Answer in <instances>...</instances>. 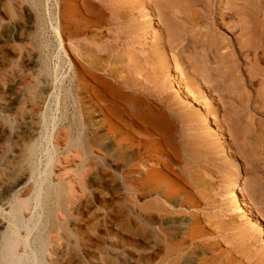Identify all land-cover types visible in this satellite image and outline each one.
<instances>
[{"label": "rangeland", "instance_id": "rangeland-1", "mask_svg": "<svg viewBox=\"0 0 264 264\" xmlns=\"http://www.w3.org/2000/svg\"><path fill=\"white\" fill-rule=\"evenodd\" d=\"M31 1L0 0V233L26 263L130 264L136 213L154 263L165 229L172 264H264V0H193L181 37L171 0Z\"/></svg>", "mask_w": 264, "mask_h": 264}, {"label": "bare ground", "instance_id": "bare-ground-1", "mask_svg": "<svg viewBox=\"0 0 264 264\" xmlns=\"http://www.w3.org/2000/svg\"><path fill=\"white\" fill-rule=\"evenodd\" d=\"M23 1V0H21ZM31 1V0H30ZM83 1V0H82ZM173 3V5H175V7L172 8V13L173 15L170 16V18H168V24L169 25V29H170V33H169V36H179L181 37L182 35L185 34L184 31V28H187L186 26L188 25H192L194 22H196V20H198V15L196 14V11L192 8V2L193 0H171ZM32 2V1H31ZM38 3V1H37ZM87 3L89 5V9H95L97 11H100V9H97V6L94 4V2H92L91 0H87ZM34 4V2H33ZM36 5V4H35ZM66 6V5H65ZM87 7V6H86ZM72 10V9H70ZM86 10V9H85ZM164 10V9H163ZM166 10V9H165ZM75 11V10H74ZM87 11V10H86ZM20 12V11H19ZM30 12V11H29ZM85 12V11H84ZM88 13V12H87ZM87 13H86V16H87ZM85 14V13H84ZM108 15V14H107ZM98 16V15H97ZM246 16V15H245ZM90 17V15H89ZM142 17V16H141ZM31 21V20H30ZM84 23V22H83ZM55 26V31L57 32L56 36L59 40V45H60V48H62V42H61V38H60V35H59V31H58V27L56 25ZM204 26V25H203ZM51 27V26H50ZM67 27V26H66ZM189 27V26H188ZM233 27V26H232ZM239 27V26H238ZM53 28V27H52ZM226 28V27H225ZM188 29V28H187ZM167 30H168V26H167ZM86 31V30H85ZM55 32V33H56ZM189 35V34H188ZM249 37V36H248ZM190 38V37H189ZM202 38V37H201ZM57 40V41H58ZM58 45V46H59ZM92 45V44H91ZM209 45V44H208ZM212 46V45H211ZM95 47V46H94ZM84 49V47H83ZM63 50V49H62ZM57 51V50H56ZM91 52L90 50H87L86 51V56H91L90 55ZM104 54V53H103ZM238 55V54H237ZM254 57V56H253ZM94 60V61H93ZM92 60V62H94L95 64H97V60L98 58H94ZM87 62V61H86ZM87 66V65H86ZM94 66V65H93ZM158 66V65H157ZM159 67V66H158ZM102 70V69H101ZM162 70V69H161ZM103 71V70H102ZM158 71V70H157ZM156 71V72H157ZM2 73V72H1ZM1 75V74H0ZM5 75V74H4ZM3 75V76H4ZM163 83V82H162ZM202 84V83H201ZM1 93V92H0ZM205 96H208L207 94ZM18 99V98H17ZM144 99V98H143ZM21 100V99H20ZM205 100V99H204ZM25 102V100H24ZM38 105V104H37ZM21 106V105H20ZM19 106V102L17 104V107H20ZM23 108V107H21ZM210 108V107H209ZM20 109V108H19ZM40 110V109H39ZM206 110V109H205ZM35 111H33V114H34ZM208 112V111H207ZM18 113V112H17ZM259 113V112H258ZM261 114V113H260ZM29 117V116H28ZM89 116H87L88 118ZM198 117V116H197ZM197 117L195 118V120H197ZM34 118V117H33ZM199 118V117H198ZM193 120V121H195ZM200 120V119H199ZM197 120V121H199ZM33 121V120H32ZM158 121V120H157ZM165 121V120H163ZM168 122H170L169 118L167 119ZM166 121V122H167ZM183 121V120H182ZM229 121V120H228ZM150 122V121H149ZM153 122V121H152ZM157 123V122H156ZM231 123V121H230ZM235 123V122H234ZM169 124V123H168ZM155 125H158V124H155ZM229 125V123H228ZM231 125V124H230ZM237 125V124H236ZM28 126V125H27ZM161 126V125H160ZM234 126V125H233ZM35 127V126H34ZM162 127V126H161ZM160 127V128H161ZM167 127V126H166ZM231 129H232V125L230 126ZM238 126H236V130L238 129L237 128ZM156 128V127H155ZM159 128V129H160ZM163 129V128H162ZM161 130V129H160ZM235 130V129H234ZM64 131V130H63ZM221 131V130H220ZM232 131V130H231ZM236 132V131H235ZM161 133V132H160ZM204 133V131H203ZM202 133V134H203ZM24 134V133H23ZM235 134V133H233ZM30 135V134H29ZM170 135V134H169ZM172 135V134H171ZM169 136L168 138H171L173 142H175V137L172 135V136ZM3 136V135H2ZM21 137V136H20ZM202 137H206L207 136L204 134V136L202 135ZM18 139V138H17ZM203 139V138H202ZM175 140V141H174ZM171 142V141H170ZM189 142V141H188ZM193 142V141H192ZM169 143V142H168ZM201 144V143H200ZM21 147V146H20ZM176 148V146H175ZM32 150V146L31 145H25L24 146V151L25 152H30ZM176 150V149H175ZM26 153V154H27ZM24 156V155H23ZM22 157V156H21ZM180 160V159H179ZM133 161V167L135 168L136 164L135 163V158L132 160ZM176 161V160H174ZM176 163V162H175ZM178 163V162H177ZM50 168V167H49ZM15 169V168H14ZM16 171V172H15ZM20 171V170H19ZM19 171L17 169L14 170L15 173H19ZM165 172V171H164ZM3 174V173H2ZM1 174V175H2ZM150 175V174H149ZM148 175V176H149ZM166 177V176H165ZM159 178V177H158ZM164 178V177H163ZM62 179V178H61ZM144 179V178H143ZM151 179V178H150ZM21 180V179H20ZM47 180V179H46ZM72 180V179H71ZM145 181V180H144ZM157 181V180H155ZM168 181V180H167ZM180 181V180H179ZM160 182V181H158ZM143 183V182H142ZM172 183V182H171ZM160 184V183H159ZM166 184V183H165ZM170 184V183H169ZM142 185V184H141ZM167 185V184H166ZM12 186V185H11ZM145 186V185H144ZM156 186V182L155 184L153 183L152 185L150 184V187H154ZM165 186V185H164ZM169 186V185H168ZM14 187V186H13ZM35 187V186H34ZM8 188V187H7ZM47 188V187H46ZM155 188V187H154ZM167 188V187H166ZM170 188V187H169ZM45 189V188H44ZM48 189V188H47ZM157 189V188H156ZM160 189V188H159ZM164 189V187H163ZM34 190V189H33ZM37 190V188H36ZM42 190V189H41ZM49 190V189H48ZM47 190V191H48ZM53 190V189H52ZM55 190V189H54ZM139 190L138 189V185H137V181H133V184H132V191H137ZM35 191V190H34ZM168 191V190H167ZM46 192V191H45ZM155 192L158 193V196L160 199H163L164 202H167L169 201V199L172 197V194H169L167 193L166 191L162 192V190H156ZM157 193H154V194H157ZM240 192L237 191L235 188L232 190L231 192V195H230V199L233 201V202H237L236 204L238 205V207L240 208L241 210V214H243V216L247 217L252 223L256 224L257 226H260L259 225V222H257V220L251 215V211L249 210V207L247 205V203L245 202V200L242 198V196L239 194ZM25 194V193H24ZM44 194H47V193H44ZM43 194V195H44ZM50 194H51V191H50ZM40 195L39 193H37L35 195V201H38L40 200ZM48 196V195H47ZM57 196V195H56ZM32 197V196H31ZM42 198V197H41ZM46 198V197H45ZM50 198V196H49ZM55 198V197H54ZM57 198V197H56ZM33 199V197H32ZM52 199V198H51ZM42 200V199H41ZM48 200V198H47ZM50 200V199H49ZM54 200V199H53ZM51 201V200H50ZM56 201V200H55ZM162 201V202H163ZM179 201V200H178ZM40 203V202H38ZM47 203V202H46ZM132 203L136 204V199L134 197H132ZM47 204H50L47 203ZM164 204V203H163ZM166 204V203H165ZM241 204V205H240ZM42 205V203L40 204ZM144 206V205H143ZM169 206V205H168ZM40 207V206H39ZM45 207V206H44ZM48 207L50 208L51 207V204L50 206L48 205ZM194 207V206H193ZM2 209V208H1ZM41 210V209H40ZM5 211V210H4ZM48 211V210H47ZM171 211L170 209H168L167 206H162L161 207V217L163 215H165L167 212ZM42 212V211H41ZM175 212V211H174ZM48 213V212H47ZM46 214V213H45ZM139 214V213H138ZM2 215V214H1ZM32 215V214H31ZM52 215V214H51ZM4 216V215H3ZM30 216V215H29ZM39 216V214H38ZM138 216L136 213H134V216L132 218V226H131V245H130V248H129V251H128V258L130 260V264H172L173 261H169V258H170V253L168 250H170V245L172 244L171 241L167 238H170L168 237V233L165 231V229H162V231L167 235V238H166V246H167V250L166 252L164 253L163 257L157 261V263H154L155 262V259H156V255L157 254H154L153 252H151L152 248H153V245L155 244V240H156V237L154 235V232H152L151 230H149V227L148 225L146 226L145 223L147 224V222H151L152 220V217H150L149 214H146L144 215V217L142 218V220L144 221V225L139 224L138 222ZM5 217V216H4ZM40 217V216H39ZM1 218V217H0ZM44 218V217H43ZM3 220V219H2ZM60 220V219H59ZM5 221H8V220H5ZM30 221V220H29ZM34 221V220H33ZM43 221V220H42ZM52 221V220H51ZM23 222V221H22ZM38 222V221H37ZM15 223V222H14ZM27 223V222H26ZM47 223V222H46ZM50 223V222H49ZM168 223V222H167ZM3 224V223H2ZM12 224V223H11ZM150 224H153V223H150ZM7 225V224H5ZM10 226V223L8 224ZM28 226V225H27ZM261 227V226H260ZM12 228V227H11ZM53 228V227H52ZM154 228V226L152 227ZM194 229V228H193ZM12 232H14L15 234H18V230L16 229V226H13V229H11ZM16 230V232H15ZM54 231V229H53ZM1 232V231H0ZM10 232V231H9ZM27 232V231H26ZM32 232V231H31ZM46 232V231H45ZM49 232V231H48ZM20 233V232H19ZM22 233V232H21ZM20 233V234H21ZM25 233V232H24ZM34 233V232H33ZM32 233V234H33ZM36 233V232H35ZM23 234V233H22ZM77 234V233H75ZM191 234V233H190ZM25 235V234H24ZM23 235V236H24ZM27 235V234H26ZM29 235V234H28ZM36 235V234H35ZM53 236V235H51ZM64 236V235H63ZM21 237V236H20ZM37 237V236H36ZM182 237V236H181ZM28 238V236L26 237ZM53 238V239H52ZM51 239L54 240V237H52ZM57 239V238H56ZM165 239V238H164ZM25 240V239H24ZM38 240H39V243H40V246H41V251H43L44 249H46L48 247V244L47 243V240H45V238H42L41 236L38 237ZM50 240V239H49ZM28 242V241H27ZM26 242V243H27ZM53 242V241H52ZM22 243V241L16 237L15 235H11V233H7V231L3 232L2 234L0 233V246H1V257H0V264H28L26 263V260L23 258V254H19L18 250H17V246L20 245ZM30 243V241H29ZM160 243V242H159ZM164 243V244H165ZM177 243V242H176ZM25 245V243H24ZM24 245L22 246L24 248ZM29 245V244H28ZM129 245V244H128ZM33 245H31L32 247ZM176 246V245H175ZM28 247V246H27ZM54 247V246H52ZM99 247V246H98ZM174 247V246H173ZM21 248V247H20ZM30 248V247H29ZM28 248V249H29ZM112 248V247H111ZM27 249V248H26ZM55 249V248H54ZM182 249V248H181ZM22 250V248L20 249ZM57 250V249H56ZM174 250V248H173ZM31 252V250H29ZM55 251V250H54ZM149 251V252H148ZM25 252V251H24ZM29 252V253H30ZM53 252V251H52ZM106 252V251H105ZM42 253V252H41ZM55 253V252H53ZM104 253V252H103ZM127 253V252H126ZM28 254V253H27ZM44 255V254H43ZM53 255V254H52ZM34 256V255H33ZM77 256V255H76ZM38 257V256H37ZM36 257V258H37ZM45 257H48V256H45ZM44 257V258H45ZM52 257V256H51ZM177 257V256H176ZM50 258V256H49ZM174 258V257H173ZM32 259V258H31ZM40 259V258H39ZM46 259V258H45ZM52 259V258H51ZM60 259V258H59ZM73 259V258H72ZM116 259V258H115ZM30 260V259H29ZM128 260V259H127ZM28 261V260H27ZM32 262V261H31ZM38 262V260H37ZM40 262V260H39ZM38 262V263H39ZM125 262V261H124ZM59 263V262H57ZM37 264V263H36ZM41 264V263H40ZM56 264V263H55ZM189 264V263H188Z\"/></svg>", "mask_w": 264, "mask_h": 264}, {"label": "crops", "instance_id": "crops-1", "mask_svg": "<svg viewBox=\"0 0 264 264\" xmlns=\"http://www.w3.org/2000/svg\"><path fill=\"white\" fill-rule=\"evenodd\" d=\"M101 9V8H100Z\"/></svg>", "mask_w": 264, "mask_h": 264}]
</instances>
